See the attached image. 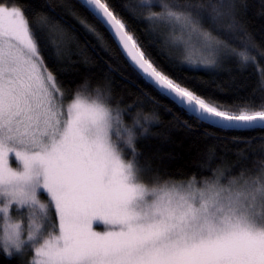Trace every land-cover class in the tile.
Instances as JSON below:
<instances>
[{
  "label": "snow or ice",
  "instance_id": "1",
  "mask_svg": "<svg viewBox=\"0 0 264 264\" xmlns=\"http://www.w3.org/2000/svg\"><path fill=\"white\" fill-rule=\"evenodd\" d=\"M0 264H264V0H0Z\"/></svg>",
  "mask_w": 264,
  "mask_h": 264
},
{
  "label": "trees",
  "instance_id": "2",
  "mask_svg": "<svg viewBox=\"0 0 264 264\" xmlns=\"http://www.w3.org/2000/svg\"><path fill=\"white\" fill-rule=\"evenodd\" d=\"M40 0H26V3L30 7H36L38 6ZM162 130V129H160ZM153 131H158V129H153ZM153 145L157 143L156 140L151 141ZM162 151L167 152V151H178L180 152V156L178 159L175 161L173 165V170L175 169H183L184 171L188 172L189 175L193 173V169L191 167V156L194 155V153H186L180 149H175L174 145H168V144H163L161 145Z\"/></svg>",
  "mask_w": 264,
  "mask_h": 264
}]
</instances>
